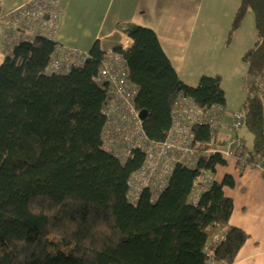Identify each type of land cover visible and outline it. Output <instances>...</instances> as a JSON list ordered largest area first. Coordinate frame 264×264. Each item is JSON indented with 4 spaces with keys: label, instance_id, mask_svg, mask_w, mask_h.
Instances as JSON below:
<instances>
[{
    "label": "trees",
    "instance_id": "trees-1",
    "mask_svg": "<svg viewBox=\"0 0 264 264\" xmlns=\"http://www.w3.org/2000/svg\"><path fill=\"white\" fill-rule=\"evenodd\" d=\"M248 11L256 39L241 58L250 79L242 110L253 161L264 159L257 94L264 0H240L230 35ZM122 31L133 44L113 55L136 87L133 105L146 112L142 128L150 140L166 139L180 95L202 108L224 106L220 75L203 74L195 86L186 85L151 29L126 25ZM57 45L39 37L19 43L0 64V264H231L248 238L229 225L233 201L223 188H232L233 178L225 174L192 196L200 170L213 175L226 165L221 154L205 153L212 144L222 147L218 135L206 123L194 124L196 165L176 164L154 201L145 188L129 203L127 182L144 155L133 150L122 164L101 148L107 85L96 77L106 52L94 43L82 65L48 75Z\"/></svg>",
    "mask_w": 264,
    "mask_h": 264
},
{
    "label": "built area",
    "instance_id": "built-area-1",
    "mask_svg": "<svg viewBox=\"0 0 264 264\" xmlns=\"http://www.w3.org/2000/svg\"><path fill=\"white\" fill-rule=\"evenodd\" d=\"M2 3L3 0H0V37L6 54H11L17 44L33 42L38 37L54 41L62 18L59 0H26L7 11L1 10ZM113 54L106 53L96 77L97 82L107 85V98L102 109L106 123L101 134V148L122 164L133 150H140L144 160L128 179L127 200L136 204L143 189L147 188L151 200L154 201L166 186L176 164L191 168L196 165L200 155L193 149L192 126L206 123L211 134L216 136L226 112L221 106L199 107L192 99L180 95L171 108V127L166 139L161 142L150 140L142 128L139 111L133 105L136 87L128 80L121 57ZM86 58L87 53L57 45L45 73L65 74L82 65ZM249 82L250 79H247L246 87L250 86ZM257 94L261 103L264 135V75L259 80ZM243 126L244 111L240 109L232 112L227 128L225 127L230 136L225 138L222 147L212 144L205 153L217 152L225 160H234L238 168H257L264 177V163L258 159L248 161L251 150L246 149L244 141L237 133ZM212 180L209 171L200 170L192 192L194 199Z\"/></svg>",
    "mask_w": 264,
    "mask_h": 264
},
{
    "label": "crops",
    "instance_id": "crops-1",
    "mask_svg": "<svg viewBox=\"0 0 264 264\" xmlns=\"http://www.w3.org/2000/svg\"><path fill=\"white\" fill-rule=\"evenodd\" d=\"M25 1L3 0L1 10H10ZM230 1L233 17L240 0ZM200 6L201 0H59L62 18L54 42L84 53H88L94 43H98L102 50L109 53L122 46L128 49L132 46V40L122 31L126 25L148 28L156 34L164 54L182 82L195 86L201 75L218 74L214 73L215 69L211 72L207 70L208 67L200 69L197 65L193 66V61L197 59L201 47H189L193 41L201 40L206 34L204 32L206 24H197ZM221 17L228 25V18L222 10ZM232 35L229 31L227 36L232 37ZM255 39L243 52L253 47ZM6 55L8 54L3 50L0 37V64ZM186 61H188V72L185 76L188 79H184L183 75ZM234 62L232 71L239 73L237 62ZM201 70L205 73H200ZM234 81L237 86L235 77ZM225 105L226 100L222 107L226 114L222 118L217 136L222 145L225 138L230 136V132L226 130L229 115L235 112L226 110ZM237 133L244 141L246 149L251 150L252 134L245 126ZM247 144H250L249 147ZM257 159L264 163V159ZM225 161L226 165L216 167L212 177L218 182L225 174L233 178L234 186L223 188L225 195L233 201L229 225L248 235L231 264H264V177L257 168L241 171L234 160Z\"/></svg>",
    "mask_w": 264,
    "mask_h": 264
},
{
    "label": "rangeland",
    "instance_id": "rangeland-1",
    "mask_svg": "<svg viewBox=\"0 0 264 264\" xmlns=\"http://www.w3.org/2000/svg\"><path fill=\"white\" fill-rule=\"evenodd\" d=\"M221 10L228 18V25L221 17ZM234 15L235 13L232 17L230 0H201L197 24H206V29L204 28L206 34L201 40L193 41L189 47H201L197 59L193 61V66L197 65L200 69H206L208 67L207 70L211 72L215 69L214 73L220 74L221 77L223 74V78H221V87L225 92L226 105L224 108L228 111H238L244 103L247 89L244 78L246 74V65L241 60V54L243 55L244 49L247 46L249 47L256 38L253 15L250 11L245 13L232 37L229 38V36H227ZM1 43L5 51L2 39ZM122 48L125 51L128 50V48L124 46H122ZM234 61L237 62L239 73L232 71L235 64ZM187 72L188 61H186L183 67L184 79H188L187 76H185ZM202 72L205 73L204 70L200 71V73ZM234 77L237 79V86L235 81L233 82ZM249 145L250 144H247V147H249Z\"/></svg>",
    "mask_w": 264,
    "mask_h": 264
},
{
    "label": "water",
    "instance_id": "water-1",
    "mask_svg": "<svg viewBox=\"0 0 264 264\" xmlns=\"http://www.w3.org/2000/svg\"><path fill=\"white\" fill-rule=\"evenodd\" d=\"M145 115H146L145 111H139V116H140L141 120L144 119Z\"/></svg>",
    "mask_w": 264,
    "mask_h": 264
}]
</instances>
